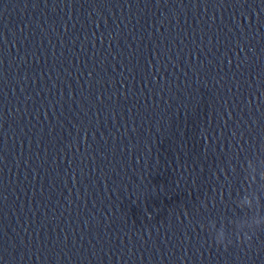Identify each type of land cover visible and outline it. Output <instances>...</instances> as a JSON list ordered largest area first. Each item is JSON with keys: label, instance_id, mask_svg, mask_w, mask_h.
Segmentation results:
<instances>
[{"label": "clouds", "instance_id": "obj_1", "mask_svg": "<svg viewBox=\"0 0 264 264\" xmlns=\"http://www.w3.org/2000/svg\"><path fill=\"white\" fill-rule=\"evenodd\" d=\"M201 137L206 138L203 129ZM232 172L241 179V190L236 193L233 203L243 215L222 218L219 223L211 219L206 226L202 225L214 245L225 250L233 243L251 247L257 233L264 230V149L241 162L239 170L233 166ZM210 202L214 205L215 199ZM201 203L208 207V203Z\"/></svg>", "mask_w": 264, "mask_h": 264}]
</instances>
